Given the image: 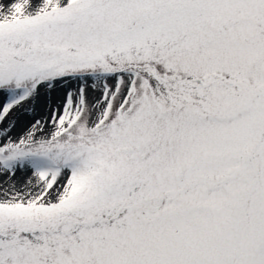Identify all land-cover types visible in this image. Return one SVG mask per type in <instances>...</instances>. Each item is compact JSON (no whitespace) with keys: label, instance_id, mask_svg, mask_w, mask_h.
Segmentation results:
<instances>
[{"label":"snow or ice","instance_id":"snow-or-ice-1","mask_svg":"<svg viewBox=\"0 0 264 264\" xmlns=\"http://www.w3.org/2000/svg\"><path fill=\"white\" fill-rule=\"evenodd\" d=\"M0 264H264V0H0Z\"/></svg>","mask_w":264,"mask_h":264}]
</instances>
